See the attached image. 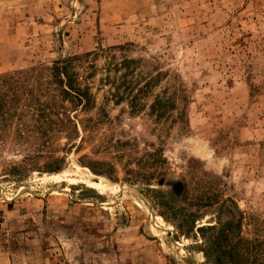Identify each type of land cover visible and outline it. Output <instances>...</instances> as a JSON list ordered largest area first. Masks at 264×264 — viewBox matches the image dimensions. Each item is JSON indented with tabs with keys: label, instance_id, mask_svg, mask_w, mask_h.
<instances>
[{
	"label": "rangeland",
	"instance_id": "rangeland-1",
	"mask_svg": "<svg viewBox=\"0 0 264 264\" xmlns=\"http://www.w3.org/2000/svg\"><path fill=\"white\" fill-rule=\"evenodd\" d=\"M1 74L0 264H264V0H0Z\"/></svg>",
	"mask_w": 264,
	"mask_h": 264
},
{
	"label": "trees",
	"instance_id": "trees-1",
	"mask_svg": "<svg viewBox=\"0 0 264 264\" xmlns=\"http://www.w3.org/2000/svg\"><path fill=\"white\" fill-rule=\"evenodd\" d=\"M74 57L67 58L66 60L62 61L58 65H53L49 70L51 71L53 79L58 82V86L60 90L65 94H70L71 92H74V102H76V105L79 103L82 107H86L89 105L90 99L88 95V91L85 89H81L79 87L74 86V77H73V60ZM44 68L41 67V70ZM15 73L19 74H25L28 73L29 77H38L39 71L37 67H31L29 70L26 71H17ZM11 74H1L0 75V86H6V87H12V89H19L22 86V82L20 80H15L14 83L10 82L8 80V76ZM51 83V82H50ZM17 102V99H14V104ZM159 104L160 102L157 101ZM7 106V103L4 102L3 99H0V113L3 116V114H6L5 107Z\"/></svg>",
	"mask_w": 264,
	"mask_h": 264
}]
</instances>
